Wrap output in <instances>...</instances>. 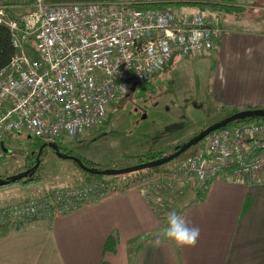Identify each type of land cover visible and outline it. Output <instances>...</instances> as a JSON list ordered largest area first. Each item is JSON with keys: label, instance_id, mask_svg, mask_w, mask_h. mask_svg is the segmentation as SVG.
Returning <instances> with one entry per match:
<instances>
[{"label": "built area", "instance_id": "built-area-1", "mask_svg": "<svg viewBox=\"0 0 264 264\" xmlns=\"http://www.w3.org/2000/svg\"><path fill=\"white\" fill-rule=\"evenodd\" d=\"M128 4L31 0L33 12L22 24L0 12V23L8 27L14 48L8 65L0 71V149L5 137L13 134L44 144L75 140L98 128L110 106L135 85L158 75L174 56L203 58L216 47L222 26L213 12L175 16ZM34 22V39L30 40ZM31 41L38 58L27 50ZM176 171L194 177L199 187L224 172L255 178L264 172V118L210 132L203 148L181 161ZM66 189L71 196H81L92 186ZM53 195L57 200L62 196L58 191ZM42 199L0 205V225L23 226L41 216L40 210H47Z\"/></svg>", "mask_w": 264, "mask_h": 264}, {"label": "crops", "instance_id": "crops-1", "mask_svg": "<svg viewBox=\"0 0 264 264\" xmlns=\"http://www.w3.org/2000/svg\"><path fill=\"white\" fill-rule=\"evenodd\" d=\"M223 28L218 46L195 59L207 67L210 94L234 111L264 108V25ZM205 126H182L171 140ZM193 180H149L51 220L27 222L0 237V264H264V172L248 179L221 173L201 197ZM172 211L200 229L195 247L160 235ZM110 236L115 249L104 251Z\"/></svg>", "mask_w": 264, "mask_h": 264}, {"label": "rangeland", "instance_id": "rangeland-1", "mask_svg": "<svg viewBox=\"0 0 264 264\" xmlns=\"http://www.w3.org/2000/svg\"><path fill=\"white\" fill-rule=\"evenodd\" d=\"M6 1L9 2L7 13L4 11ZM232 5L236 9L230 11L225 8L216 11L206 9L203 14H208L207 12L217 14L222 27L224 25L251 30L252 25H257L262 28L264 0H235ZM161 9H173L179 14L189 11L194 14L202 12L197 7L186 5ZM0 12L6 16L16 15L24 20L30 16L33 8L31 0H0ZM35 26L34 22L31 25L30 40L34 39ZM32 47L31 43L27 44L30 56L38 58L36 47L34 49ZM171 63L158 75L135 85L123 100L110 106L98 128L84 132L75 140H56L54 141L56 146L72 150L75 156L91 162L103 164L112 162L127 169L133 166L135 161L122 159L124 156L126 158L131 154L164 150L169 146L179 145L183 140L178 139L173 142L171 139L178 136L182 126L191 124L195 129L207 124L210 126L209 124L224 119L228 112L235 109L234 106L223 105L224 103L210 94L207 86V67H203L195 61V58L178 54L174 56ZM242 119L238 121L251 120L250 117ZM199 131L195 130V133ZM43 144L37 138L19 134L5 137L0 149V178L4 180L15 178L25 173V169L35 166L36 155ZM201 148H203V143L199 149ZM60 152L62 156L55 153L53 149L44 147L31 178L22 176L19 180L15 179L13 182L1 184L0 205L27 198L42 197L49 188L60 189L79 184L87 185L90 176L86 175L72 159L65 157L63 150ZM167 154L165 151L164 156L166 157ZM129 175L130 173L115 175L114 183L122 185L129 182L133 178ZM22 179H29L30 182L22 183ZM122 187L118 188L122 189ZM59 214V212L55 213L56 216ZM56 216L53 214L46 220H51ZM39 219L42 220L41 217L37 220Z\"/></svg>", "mask_w": 264, "mask_h": 264}, {"label": "trees", "instance_id": "trees-1", "mask_svg": "<svg viewBox=\"0 0 264 264\" xmlns=\"http://www.w3.org/2000/svg\"><path fill=\"white\" fill-rule=\"evenodd\" d=\"M52 1L61 2L64 0H52ZM132 1H133L132 6L135 8H138V9H146V8L161 9V8H170V7L176 8V6H183V5L190 6V7H197L201 11H204L206 9L216 11V10H219L221 8H225L227 11L236 9V7H234L232 5V2H234L235 0H132ZM12 16L15 19L19 20V22L21 24L23 23L22 20L19 19L18 16H16V15H12ZM30 43L32 45L34 44L33 41H31ZM13 53H14V48L11 44L10 31H9L7 26L0 23V70L9 63ZM234 112H236V111L233 110L231 112V114H233ZM256 118H264V117L263 116H261V117L260 116L259 117H250L251 120L256 119ZM241 120H243V119H240L239 121H241ZM239 121H235L233 123H230L229 125H232V124L239 122ZM209 125H211V124H209ZM203 130L204 129L200 130L199 132H201ZM199 132L194 133L189 138L183 140L179 145H182L183 143L187 142L188 140L193 138L195 135H197ZM204 140L190 146L188 149H186L184 152L179 154L176 158L172 159L171 161H168L166 163H163L161 165H157L154 167L146 168L143 170H137V171L130 172L129 176L132 175L133 178L129 182L124 183L122 188L123 189H129V188L141 185V184H143L149 180L159 179V178L165 177V176H172V175H175V176L181 175L182 176V174L179 171H176L178 162L185 160L188 157L193 156L198 151V149L200 148V146L204 142ZM176 146H173V147L169 146V147H167V149H164V150L163 149H161V150H150V151H147L145 153L133 154V155L131 154V155H127L126 158L124 156L122 159H125V160L131 159V160L135 161L133 166H136V165H140L143 163H147L149 161L164 158L165 157L164 152L167 151L168 154L166 156H168V155L172 154L173 152H175ZM58 148L60 151L63 150L64 151L63 154H65V155L75 156L73 154L72 150H69L67 148H61V147H58ZM75 157L79 158L84 166H86L90 169L97 170V171L111 172V171L126 169L122 166H119L117 163L111 162V163L103 164L100 162H91L89 160H85L82 157L77 156V155ZM74 163L86 175L90 176V180L88 181L87 185L92 186V190L88 194H85V195L71 196V194L69 193V191H67L66 188H60V189L49 188V189H47L44 192V194L42 195V197L41 196L39 197V199L45 198L46 203H47V209L53 210V211H55V213L57 211H59V209L61 207L65 206L66 207L65 211L60 213L59 215H64L68 212L79 209V208L86 206V205H89L93 202L99 201L105 197L111 196V195L117 193L118 191H120V188H118L117 184L114 183L115 174H104V173H100V172L86 171L82 168V166L77 164L75 161H74ZM128 168H130V167H128ZM34 173H35V171H33L31 173L30 178L32 177V175ZM21 182L27 183L30 181H29V179H22ZM209 182L210 181L206 182V184H204L202 187L196 189V194L198 197H201L203 195V193L205 192V188L207 187ZM0 186H1V184H0ZM56 191L60 192L62 194V196L59 200H57L55 202V204H51V200L49 199V196L55 194ZM55 213H53L54 216H56ZM51 214H52V212H51ZM51 214H50V216L53 215V214L52 215ZM38 217L39 216H34V217L30 218V220L28 222L35 221L38 219ZM19 228H21V226L18 224L15 226H9L6 224L0 225V237L6 235L11 230L19 229ZM114 249H115V240L113 237L110 236L105 241L104 251H113ZM101 264H107V263L102 261Z\"/></svg>", "mask_w": 264, "mask_h": 264}, {"label": "water", "instance_id": "water-1", "mask_svg": "<svg viewBox=\"0 0 264 264\" xmlns=\"http://www.w3.org/2000/svg\"><path fill=\"white\" fill-rule=\"evenodd\" d=\"M134 87H132L130 90H133ZM259 116H264V108H256V109H246V110H240L237 111L233 114H230L229 116L225 117L222 120H219L216 123L211 124L210 126H208L207 128H205L203 131L199 132L197 135H195L193 138H191L190 140H188L187 142L183 143L182 145H177L175 147V152H173L172 154L161 158V159H157V160H153V161H149L147 163H143L140 165H136V166H132L130 168L127 169H121V170H117V171H97V170H92L86 166H84L82 164V162L80 161L79 158L75 157V156H68L65 155V157L72 159L73 161H75L77 164H79L80 166H82V168L86 171H92V172H100V173H104V174H125V173H130L133 171H137V170H143L146 168H150V167H154L157 165H161L163 163H166L168 161H171L172 159L176 158L179 154H181L182 152H184L186 149H188L190 146L202 141L210 132L214 131L215 129H218L219 127L226 125L228 123H232L234 121H238L242 118H247V117H259ZM44 147H48L54 150L55 153H57L58 155L62 156L59 148L55 145V144H43L38 152V154L36 155L35 158V166H33L32 168H30L29 170H27L25 173L9 179V180H4L0 178V184H5L8 182H13L15 179H21L22 176L27 175L28 173H30V171H33L38 163H39V155L42 152Z\"/></svg>", "mask_w": 264, "mask_h": 264}, {"label": "clouds", "instance_id": "clouds-1", "mask_svg": "<svg viewBox=\"0 0 264 264\" xmlns=\"http://www.w3.org/2000/svg\"><path fill=\"white\" fill-rule=\"evenodd\" d=\"M160 235L174 241L178 247H195L200 237V229L196 226L190 227L182 215L172 211L167 216V227Z\"/></svg>", "mask_w": 264, "mask_h": 264}, {"label": "bare ground", "instance_id": "bare-ground-1", "mask_svg": "<svg viewBox=\"0 0 264 264\" xmlns=\"http://www.w3.org/2000/svg\"><path fill=\"white\" fill-rule=\"evenodd\" d=\"M50 2H53V3H61V2H58V1H52V0H49ZM105 1V3L107 4V5H110V4H113V3H120V2H128L129 4V6H132V0H104ZM159 10H164V11H169L170 13H172L173 15H175V16H180V15H182V14H179V13H177L175 10H173V9H159ZM4 11H6V13L9 11V9H8V6H6V7H4ZM184 14V13H183ZM4 16H5V18L7 19V20H15V21H19V20H17V19H15L12 15H9V16H6L5 14H4ZM221 26H222V23H221ZM223 32H224V28L222 27L221 28V33H220V36H219V38L216 40V42H215V46H218V43L220 42V40H221V38H222V35H223ZM216 48V47H215ZM8 65V64H7ZM6 65V66H7ZM5 66V67H6ZM5 67H3V68H5ZM2 68V69H3ZM1 69V70H2ZM0 70V71H1ZM125 97V96H124ZM124 97H123V99H124ZM122 99V100H123ZM264 117V116H263ZM235 122V121H234ZM233 123V122H232ZM230 123H228V124H226V125H223V126H221V127H219L218 129H221V128H227V127H231L232 125H230V126H227V125H229ZM224 126H227V127H224ZM208 136V135H207ZM206 136V137H207ZM205 137V138H206ZM204 138V139H205ZM77 139V138H76ZM203 139V140H204ZM47 144H55V142H47L46 143V145ZM56 145V144H55ZM58 147V146H57ZM68 156H72V155H68ZM187 159V158H186ZM183 161V160H182ZM181 162V161H180ZM180 162H178V164L180 163ZM177 164V165H178ZM218 176V175H217ZM194 181H195V178H194ZM195 187L196 188H200L199 186H196V184H195ZM49 196V195H48ZM49 198L51 199V204H55V202L57 201V199H55V196L54 195H50L49 196ZM40 212L42 213L41 214V216H39V217H41V218H47V217H50V214H51V212H52V214L53 213H55V211H53V210H40ZM48 214H49V216H48ZM51 214V215H52Z\"/></svg>", "mask_w": 264, "mask_h": 264}, {"label": "flooded vegetation", "instance_id": "flooded-vegetation-1", "mask_svg": "<svg viewBox=\"0 0 264 264\" xmlns=\"http://www.w3.org/2000/svg\"><path fill=\"white\" fill-rule=\"evenodd\" d=\"M29 169V168H28ZM28 169H25L24 170V172H26ZM33 171H30V173H28V175H25L26 177H30V175H31V173H32ZM23 174V173H22ZM16 180H19V179H16Z\"/></svg>", "mask_w": 264, "mask_h": 264}]
</instances>
